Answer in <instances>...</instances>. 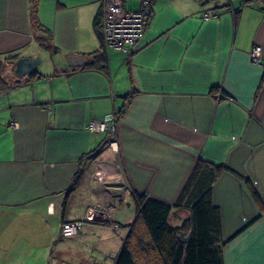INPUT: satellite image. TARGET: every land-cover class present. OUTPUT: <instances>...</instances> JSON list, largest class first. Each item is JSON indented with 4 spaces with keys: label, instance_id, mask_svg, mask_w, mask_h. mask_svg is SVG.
I'll list each match as a JSON object with an SVG mask.
<instances>
[{
    "label": "crops",
    "instance_id": "obj_1",
    "mask_svg": "<svg viewBox=\"0 0 264 264\" xmlns=\"http://www.w3.org/2000/svg\"><path fill=\"white\" fill-rule=\"evenodd\" d=\"M102 1L38 0L52 51L36 41L29 0H0V264H19L14 252L30 236L58 240L62 221L120 226L138 194L173 203L198 160L223 166L212 201L229 238L224 264H264L262 3L122 0L130 11L148 2L149 19L131 51L107 49L103 72L67 61L98 48ZM25 57L40 61L18 76ZM107 114L115 145L85 127ZM186 216L175 208L170 223Z\"/></svg>",
    "mask_w": 264,
    "mask_h": 264
},
{
    "label": "trees",
    "instance_id": "obj_2",
    "mask_svg": "<svg viewBox=\"0 0 264 264\" xmlns=\"http://www.w3.org/2000/svg\"><path fill=\"white\" fill-rule=\"evenodd\" d=\"M37 1L29 0L30 21L34 30L38 32L36 41L42 47L56 51L57 48L51 42L50 32L38 21ZM256 1L262 3L264 9V0H244V3ZM101 13L99 10L92 23L99 46L87 54L90 58L86 60L82 69L103 72L107 69L108 48L102 39ZM9 58L11 56H6V59ZM131 93L133 90L124 97ZM222 168L223 166L219 164L198 160L171 204L149 198L145 193L138 194L135 218L127 224L128 232L114 255L115 264H224L221 213L219 207L212 201L213 184ZM251 195L262 209V195L255 188ZM175 208L187 210V216L179 225L170 223L171 212ZM181 232L184 235L190 233L187 243L178 240L177 236Z\"/></svg>",
    "mask_w": 264,
    "mask_h": 264
},
{
    "label": "rangeland",
    "instance_id": "obj_3",
    "mask_svg": "<svg viewBox=\"0 0 264 264\" xmlns=\"http://www.w3.org/2000/svg\"><path fill=\"white\" fill-rule=\"evenodd\" d=\"M45 63L42 60L39 67ZM124 211L115 220L120 226L115 228L91 227L81 221L79 232L70 237L51 239L49 237L30 236L29 242L20 246L19 254L14 252L19 264H115L114 255L121 247L128 232L127 224L135 218V205L128 201ZM125 227V228H124ZM15 251V250H14Z\"/></svg>",
    "mask_w": 264,
    "mask_h": 264
},
{
    "label": "built area",
    "instance_id": "obj_4",
    "mask_svg": "<svg viewBox=\"0 0 264 264\" xmlns=\"http://www.w3.org/2000/svg\"><path fill=\"white\" fill-rule=\"evenodd\" d=\"M101 11L100 29L105 47L114 48L123 53L131 51L142 36L149 19L150 6L148 2L144 1L139 10L130 11L123 8L122 0H103ZM204 17L207 18L208 14H205ZM260 52V46L253 48L250 54L252 63L260 62ZM114 119L112 114H107L98 120H88L85 127L92 133H106L109 145H115L116 125ZM80 226L81 221L79 220L62 222L60 234L63 237L73 236L79 232Z\"/></svg>",
    "mask_w": 264,
    "mask_h": 264
},
{
    "label": "water",
    "instance_id": "obj_5",
    "mask_svg": "<svg viewBox=\"0 0 264 264\" xmlns=\"http://www.w3.org/2000/svg\"><path fill=\"white\" fill-rule=\"evenodd\" d=\"M86 59L83 57H80L78 55H71L69 57H67V61L71 64L74 65H80V64H84L86 61ZM40 61L39 58L33 59V58H20L15 62V72L18 76H22L24 73H29L31 71H34L36 63ZM223 95V94H222ZM250 223V221L246 222V225H248ZM245 225V226H246ZM178 240L184 243H187L190 239V233H188L187 235H184L182 232L178 234L177 236ZM229 238L223 239V243L225 244L226 241Z\"/></svg>",
    "mask_w": 264,
    "mask_h": 264
},
{
    "label": "flooded vegetation",
    "instance_id": "obj_6",
    "mask_svg": "<svg viewBox=\"0 0 264 264\" xmlns=\"http://www.w3.org/2000/svg\"><path fill=\"white\" fill-rule=\"evenodd\" d=\"M136 198V197H135ZM264 199V197H262Z\"/></svg>",
    "mask_w": 264,
    "mask_h": 264
}]
</instances>
